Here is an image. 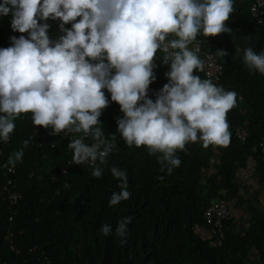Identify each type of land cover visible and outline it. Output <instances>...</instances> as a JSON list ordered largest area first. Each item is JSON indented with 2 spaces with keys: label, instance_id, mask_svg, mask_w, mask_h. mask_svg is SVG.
<instances>
[{
  "label": "clouds",
  "instance_id": "clouds-1",
  "mask_svg": "<svg viewBox=\"0 0 264 264\" xmlns=\"http://www.w3.org/2000/svg\"><path fill=\"white\" fill-rule=\"evenodd\" d=\"M234 9V0H0V16L11 14L12 31L27 33L0 48V141L10 139L22 113H31L33 125L50 128L51 135L82 134L68 143L72 163L93 165L95 178L103 174L96 162L105 164L117 148L116 133L129 148L146 147L169 175L181 164L177 150L186 151L189 142L227 147V113L237 93L194 74L204 71V61L190 45L199 35L231 32L226 22ZM49 20L59 21L56 38H50ZM158 53L169 66L168 82L153 101L148 92ZM216 54L228 55L223 49ZM243 62L264 75V49L245 48ZM105 89L123 113L110 138L98 126L110 103ZM89 137L92 143L85 142ZM23 155V148L13 152L5 166L14 167ZM110 171L120 191L108 203L116 206L132 193L126 171ZM132 221L122 216L116 222L122 243ZM100 231L107 236L113 228L104 224Z\"/></svg>",
  "mask_w": 264,
  "mask_h": 264
},
{
  "label": "trees",
  "instance_id": "trees-1",
  "mask_svg": "<svg viewBox=\"0 0 264 264\" xmlns=\"http://www.w3.org/2000/svg\"><path fill=\"white\" fill-rule=\"evenodd\" d=\"M251 0H234V11L227 26L229 33L197 37L200 51L211 52L221 66V74L213 82L225 90L237 93L236 107L227 113L231 142L227 147L200 142L186 144V151L177 150L181 164L169 175L161 169L156 155L146 147H127L116 133L117 148L107 157L100 178L92 176L93 165H76L62 172L69 153L60 140L46 134L47 129L34 126L31 113H22L14 123L15 130L5 143L0 141V186L7 178L10 188L20 198L9 205L0 194V264H37L41 251L51 264H244L247 250L252 248L264 264V212L251 213L244 232L233 231L229 219L224 223V238L214 245L198 230L205 227L202 210L216 198L236 196L232 183L235 168L244 155H251L259 184L264 187V163L260 161L257 139L264 129V75L249 69L243 62L244 49L251 47L259 53L264 49V27L248 17ZM244 10L247 21H236ZM50 38L59 34V21L49 20ZM11 14L0 16V48L11 46V36L27 33L13 32ZM71 27V25H66ZM250 37V39L248 38ZM225 50V57L216 54ZM157 54L154 69L156 79L149 86V98L168 82L169 66ZM206 79L202 71H194ZM102 111L98 125L106 138L117 128L116 120L123 116L120 106L111 102ZM242 125L247 130L243 144L233 135V128ZM90 141L91 138H88ZM29 140L27 148L23 141ZM23 148V159L6 172L9 156ZM253 148V149H252ZM212 159L216 164L211 169ZM125 170L130 199L110 206L113 192H119V181L111 167ZM67 185V186H66ZM122 216H132L126 242L114 231ZM229 218V217H228ZM109 224L111 235L100 229ZM12 232L15 250H10L3 235Z\"/></svg>",
  "mask_w": 264,
  "mask_h": 264
},
{
  "label": "built area",
  "instance_id": "built-area-1",
  "mask_svg": "<svg viewBox=\"0 0 264 264\" xmlns=\"http://www.w3.org/2000/svg\"><path fill=\"white\" fill-rule=\"evenodd\" d=\"M247 14L254 24L264 27V0H251L247 6ZM190 47L199 48V57L204 61V71H202L203 75L206 79H210L215 82L221 74V66L216 57L211 52L200 51L198 39H196V41H194ZM50 133L51 129L48 128L46 134L55 137V141L60 140L66 151L69 153V157L66 159L65 165H63L60 170L64 172L68 167L76 166V164L72 163L73 153L72 150L68 148V143L70 139L79 138V136L82 134H70L68 137H66L63 133L60 135H51ZM233 135L239 144H243L247 137V130L244 126L237 125L233 128ZM85 142L92 143V141H90L88 138L85 140ZM256 146L258 149L259 159L264 163V129L258 136ZM6 172L13 173L14 168L9 165L6 167ZM9 183H11L10 179L7 178L0 186V194L9 205H12L20 198V193L12 190ZM228 217L229 211L227 201L221 197H216L210 200L203 208L202 219L205 224L208 238L211 239L214 245H220L222 243L224 238V223ZM3 240L7 243L10 250H15L11 231H7L3 235ZM2 264L7 263L3 262ZM37 264H51V261L46 255H43L41 251V258Z\"/></svg>",
  "mask_w": 264,
  "mask_h": 264
},
{
  "label": "crops",
  "instance_id": "crops-1",
  "mask_svg": "<svg viewBox=\"0 0 264 264\" xmlns=\"http://www.w3.org/2000/svg\"><path fill=\"white\" fill-rule=\"evenodd\" d=\"M237 22L247 21V14L244 10L240 13ZM253 149V148H252ZM242 163L235 168L232 183L236 188V196L227 199L229 220L234 224L233 231L244 232L247 229L248 220L251 213L247 210L264 212V187L259 184L257 173L253 170L254 161L251 155H244ZM216 164L212 159V167ZM198 233L206 238L208 237L205 227L198 230ZM244 264H262L258 254L252 248L247 250Z\"/></svg>",
  "mask_w": 264,
  "mask_h": 264
},
{
  "label": "rangeland",
  "instance_id": "rangeland-1",
  "mask_svg": "<svg viewBox=\"0 0 264 264\" xmlns=\"http://www.w3.org/2000/svg\"><path fill=\"white\" fill-rule=\"evenodd\" d=\"M240 17V14H238L237 16H236V18L235 19H237V18H239Z\"/></svg>",
  "mask_w": 264,
  "mask_h": 264
}]
</instances>
